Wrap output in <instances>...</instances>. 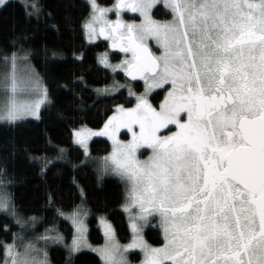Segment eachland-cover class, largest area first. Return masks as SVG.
<instances>
[{
    "label": "snow or ice",
    "instance_id": "snow-or-ice-1",
    "mask_svg": "<svg viewBox=\"0 0 264 264\" xmlns=\"http://www.w3.org/2000/svg\"><path fill=\"white\" fill-rule=\"evenodd\" d=\"M13 3L0 0V11ZM15 3L23 9L26 23L38 26L52 18L42 0ZM85 5L88 13L81 27L87 39L103 37L124 54L112 63L103 52L97 63L143 82L142 92L115 78L112 85L93 88L96 101L120 88H127L132 99L114 103L102 128L81 125L73 131L74 143L86 157L81 166H94L98 180L111 175L123 183V207L133 235L122 244L113 224L101 218L105 243L93 247L84 222L87 210L78 206L68 216L75 229L70 242L54 228L46 229L38 249L31 241L25 243V235L13 233L12 243H0V264H53L48 252L53 245L64 249L65 264H78L85 249L96 252L103 264H132L128 253L135 249L143 254L142 264H264V0H118L111 8L85 0ZM65 7H72L71 0ZM161 9L167 10L168 19L156 18ZM125 11L137 13L140 22L123 19ZM109 12L116 19H109ZM63 22L71 32L70 12ZM52 30L63 29L57 25ZM32 41L18 33L0 56V123L16 128L27 117L41 120L42 106L58 119L86 118L95 101L90 106L83 98L90 87L85 77L57 82L68 97L63 107L58 105L32 61L39 55L55 64L65 58L64 51L47 43L37 48ZM73 56L82 66L84 53ZM122 129L127 130L123 140ZM93 136L111 141L109 155L89 156ZM48 140L54 155L24 151L45 182V205L54 207L56 192L46 182L59 177L71 161L67 149ZM142 148L151 150L145 160L138 155ZM8 159L15 157H0V183L5 185L12 182L7 177ZM54 210L65 215L58 207ZM0 211L22 230L38 220L25 218L6 188ZM154 223L163 230L159 247L144 235Z\"/></svg>",
    "mask_w": 264,
    "mask_h": 264
},
{
    "label": "trees",
    "instance_id": "trees-1",
    "mask_svg": "<svg viewBox=\"0 0 264 264\" xmlns=\"http://www.w3.org/2000/svg\"><path fill=\"white\" fill-rule=\"evenodd\" d=\"M114 0H99L100 4L110 6ZM47 5L46 10L52 14L47 24L26 23L24 12L14 0L13 6L0 11V56L10 47L11 39L18 33H24L33 38V44L39 48L47 43L50 47L55 45L63 49L65 58L58 63H46L42 56H37L32 64L35 70L43 78L51 92L55 93V100L61 107L68 98L66 93L57 86L83 75L89 89L82 95L84 100L92 107L86 118L68 117L58 119L54 112L46 113L44 107L41 110L42 119L24 120L21 126L10 128L3 123L0 124V157L14 156L15 159L7 161V177L12 179L9 184L0 183V191L5 188L14 197L17 210L25 217H38L33 229L28 230L25 239L38 241L39 237L46 232V229L58 227L61 234L70 242L73 235L72 227L62 216L54 210L60 208L65 214L71 213L78 206L85 204L92 217L89 220V235L91 244L98 246L103 244V238L98 226L97 216H106L116 229L121 241L130 239L129 227L122 210L125 199V187L119 178L105 176L103 180L97 179V172L94 166H81V161L86 159L81 147L74 143L73 131L78 130L81 125L90 129H100L107 116L112 114L114 103H124L131 98L126 90H122L111 97H101L96 101L93 88H103L113 84V78L120 79V82H127L120 74H114L97 63V56L108 51L106 41L88 43L85 32L81 27L86 18L88 9L85 0H71L72 7L66 8L68 0H42ZM67 12L72 14L73 30L69 32L64 25L63 18ZM167 10L161 9L156 16L158 19H168ZM63 29L61 32L53 31L54 26ZM15 29V31H13ZM84 53V61L76 60L73 53ZM120 54L112 53L111 61L119 60ZM118 75V76H117ZM121 77V78H119ZM140 89L138 90V92ZM126 106H130L127 105ZM70 109L65 111L68 116ZM51 143L67 149V157L71 164L61 168L59 177H50L46 182L56 192L55 206L45 205L43 189L45 182L41 180L39 168L33 167L25 159V149L34 154L54 155L55 150L50 147ZM15 144V149L12 145ZM111 152V144L105 138L94 139L89 147V156L102 159ZM38 163V162H37ZM72 165H77L74 170ZM4 177H0L3 179ZM73 178L76 183H73ZM3 190V191H2ZM83 201V202H82ZM13 218L6 213L0 212V243H12L13 233L19 232ZM146 238L153 246H161L163 239L156 228L150 227L146 230ZM57 256H60L57 258ZM134 262H139L138 255L132 257ZM3 259V250L0 248V261ZM52 261L54 264H65V257L62 252H53ZM78 264H103L96 253L84 251L80 254Z\"/></svg>",
    "mask_w": 264,
    "mask_h": 264
},
{
    "label": "rangeland",
    "instance_id": "rangeland-1",
    "mask_svg": "<svg viewBox=\"0 0 264 264\" xmlns=\"http://www.w3.org/2000/svg\"><path fill=\"white\" fill-rule=\"evenodd\" d=\"M118 2V0H114L113 1V4L112 5H110V6H107V5H103V4H100L99 3V0H97V3L98 4H100L101 6H103V7H108V8H111L115 3H117ZM122 17H123V19H125V20H127L128 22H133V21H135V22H137V23H139L140 22V19H138V14L137 13H131V12H129V11H125L124 13H122ZM108 18L109 19H111V20H114V19H116V16H115V14H114V12H109L108 13ZM158 19V18H157ZM85 37H86V35H85ZM86 40H87V42L88 43H96V42H99V41H106V40H104L103 39V37H100L99 39H96V40H94V41H89L88 39H87V37H86ZM107 42V44H108V51H106V52H108L109 53V58H110V61H111V54L112 53H117V54H120L121 56H120V58H119V60H116V61H111L112 63H118V62H120V60H122L123 58H124V54L123 53H119L118 52V50H116V49H112L111 48V42L110 41H106ZM151 44H154V41L153 42H150ZM155 50V49H154ZM130 55V54H129ZM101 66H103V65H101ZM109 70V69H108ZM0 71H3V62H2V60H0ZM36 71V70H35ZM111 71V70H110ZM37 72V71H36ZM114 74H120V75H122L124 78L126 77V74L125 73H123V72H120V71H117L116 73H114ZM118 76V75H117ZM119 78H121V77H119ZM116 81H118L120 84H126L127 82H120V79L118 80V79H115ZM123 89H125L126 90V92H127V88H120L119 89V91L118 92H120L121 90H123ZM118 92H116V93H118ZM116 93H114V94H116ZM113 94V95H114ZM42 108H43V106L41 107V110H42ZM27 119H35L34 117H27L25 120H27ZM1 124V123H0ZM93 130H95V129H93ZM96 130H98V129H96ZM127 130L126 129H122L121 130V132H120V138L123 140V139H125V132H126ZM96 138H105V139H107V140H109L107 137H97V136H93L89 141H88V148L90 147V144H91V142L94 140V139H96ZM127 139H131V134L129 133L128 134V136H127ZM109 142H110V144H111V150H112V143H111V141L109 140ZM77 145V144H76ZM79 146V145H78ZM80 147V146H79ZM140 153H144V155H140ZM109 155V154H108ZM138 155H139V158L141 159V160H145V159H147L148 158V156H150L151 155V150L150 149H146V148H142V149H140L139 150V153H138ZM118 178V177H117ZM3 191V190H2ZM4 192V191H3ZM125 199H126V196H127V192H126V189H125ZM4 193H1V191H0V195H3ZM125 199H124V203H125ZM124 205V204H123ZM80 207L81 208H83V209H86L87 210V215L84 217V222L87 224V226H88V233H87V238H88V242L91 244V238H90V235H89V220H90V218L92 217V213L90 212V210L88 209V207L85 205V204H82V205H80ZM76 210V209H75ZM122 210H123V212H124V215H125V218H126V221H127V224H128V227H129V231H130V239L128 240V241H121L120 240V238H119V236H118V233H117V238L119 239V241L122 243V244H126V243H129L130 242V240H131V238H132V231H131V227H130V219H129V213L128 212H126L125 210H124V207H122ZM133 211H135V209L133 210ZM1 213H5V212H3V211H0ZM72 213V212H71ZM71 213H66L64 216H62L64 219H66V221H68V223L71 225V227H72V231H73V234H74V232H75V229H74V226L72 225V222H71V219H69L68 218V216H69V214H71ZM101 218H105V219H107V220H109L106 216H104V215H98L97 216V221H98V226H99V228H100V231H101V234H102V238H103V241H102V243L104 244L105 243V236H104V230H103V227H102V225H101V223H100V221H101ZM14 221V220H13ZM110 221V220H109ZM111 222V221H110ZM37 223V222H36ZM35 223V224H36ZM112 223V222H111ZM16 224V223H15ZM17 225V224H16ZM17 226H19V225H17ZM114 227V226H113ZM152 228H156V229H158L159 230V232H160V235H161V238L163 239V230H162V228H159V227H157L156 225H155V223L151 226ZM19 228H20V230H19V232H17V233H21L22 235H27L29 232H28V230H30V229H33V227H28V226H26V229L25 230H22L21 229V227L19 226ZM55 229L56 231H58L59 233H61L60 232V230H59V228L58 227H51L50 229ZM150 227H148V228H146L145 229V233H146V230H148ZM115 229V228H114ZM116 230V229H115ZM117 232V231H116ZM145 233H144V235H145ZM45 234V232L42 234V235H44ZM52 233H49V235H51ZM145 239L148 241V243L149 244H151L150 242H149V240L146 238V236H145ZM31 242H33L34 244H35V246H36V248H41L42 246H43V244H44V241H42V240H38V241H33V240H30ZM27 242H29L28 240H26L25 239V243H27ZM103 244H101V245H98V246H94L93 244H91V245H93V247H100V246H102ZM152 245V244H151ZM153 246V245H152ZM154 247H159V246H154ZM54 251H56V252H62L63 253V255H64V257H65V252H64V249L62 248V247H60V246H58V245H53V246H50L49 248H48V252H49V257L51 258V260H52V255H53V252ZM84 251H90V250H87V249H85ZM92 252V251H91ZM93 253H96V252H93ZM97 254V253H96ZM98 255V254H97ZM136 255H138L139 257H140V261L139 262H134V260H133V256H136ZM58 257H60V256H57V258ZM128 257H129V259L132 261V264H142V261H143V254L142 253H140V251L138 250V249H135V250H130L129 251V253H128ZM38 258H39V256H38ZM102 263H103V261H102ZM54 264V263H53Z\"/></svg>",
    "mask_w": 264,
    "mask_h": 264
},
{
    "label": "flooded vegetation",
    "instance_id": "flooded-vegetation-1",
    "mask_svg": "<svg viewBox=\"0 0 264 264\" xmlns=\"http://www.w3.org/2000/svg\"><path fill=\"white\" fill-rule=\"evenodd\" d=\"M126 81H127V84H131L132 85L134 91H137L138 92L139 89H140L139 92H142L143 91V82L142 81H139V82H130L128 80H126ZM129 98H131V97H129Z\"/></svg>",
    "mask_w": 264,
    "mask_h": 264
},
{
    "label": "water",
    "instance_id": "water-1",
    "mask_svg": "<svg viewBox=\"0 0 264 264\" xmlns=\"http://www.w3.org/2000/svg\"><path fill=\"white\" fill-rule=\"evenodd\" d=\"M126 79H127L128 81H130V82H139V81H132L131 78L128 77L127 75H126Z\"/></svg>",
    "mask_w": 264,
    "mask_h": 264
}]
</instances>
